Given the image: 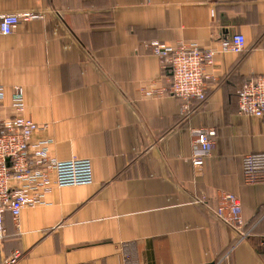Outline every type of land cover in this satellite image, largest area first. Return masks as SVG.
<instances>
[{
	"label": "crops",
	"instance_id": "0c3cea01",
	"mask_svg": "<svg viewBox=\"0 0 264 264\" xmlns=\"http://www.w3.org/2000/svg\"><path fill=\"white\" fill-rule=\"evenodd\" d=\"M10 14L34 18L0 35L1 115L40 125L31 143L49 141L54 161L91 160L94 182L53 186L18 223L6 213L0 264H264V184L243 170L264 153V118L241 115L237 96L264 77V0H0ZM235 34L245 50L215 55L186 118L149 44L219 49ZM193 129L216 131L201 168ZM221 191L242 202L245 241L215 214Z\"/></svg>",
	"mask_w": 264,
	"mask_h": 264
},
{
	"label": "built area",
	"instance_id": "2783aa9c",
	"mask_svg": "<svg viewBox=\"0 0 264 264\" xmlns=\"http://www.w3.org/2000/svg\"><path fill=\"white\" fill-rule=\"evenodd\" d=\"M34 16L3 15L0 17V35H11L21 20ZM246 40L242 34H235L221 40L219 49H201L197 43H180L167 46L159 41L149 44L151 52L159 57L172 71L170 94L183 101L182 112L188 118L194 111L191 101L207 100V68L214 63L217 53L241 54ZM152 95V93H148ZM241 115L264 118V77L245 82L237 92ZM6 98L0 84V245L6 236L5 214L10 213L16 223L25 208H35L45 203L46 195L53 186H85L94 182L93 164L89 159L54 161L49 157V141L32 144V138L41 126L31 119L17 116L4 119L1 108ZM12 100L18 112L24 110V89L14 87ZM191 162L196 168L205 165L216 144L214 129H193L191 131ZM244 179L247 184H264V153L244 157ZM217 218L238 235V242L245 241L251 231L246 230L240 198L221 191L215 208ZM17 253L2 264H17Z\"/></svg>",
	"mask_w": 264,
	"mask_h": 264
}]
</instances>
